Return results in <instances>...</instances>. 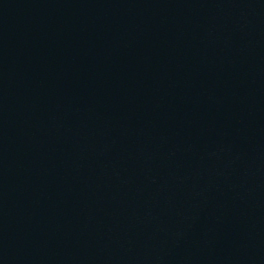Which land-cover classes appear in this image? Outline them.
Masks as SVG:
<instances>
[{"label":"water","instance_id":"obj_1","mask_svg":"<svg viewBox=\"0 0 264 264\" xmlns=\"http://www.w3.org/2000/svg\"><path fill=\"white\" fill-rule=\"evenodd\" d=\"M219 0H0V264H160Z\"/></svg>","mask_w":264,"mask_h":264}]
</instances>
